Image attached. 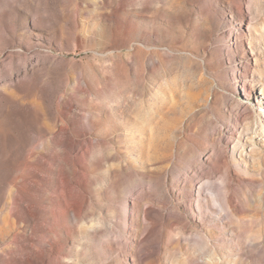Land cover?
I'll return each mask as SVG.
<instances>
[{"label": "rangeland", "instance_id": "374dc122", "mask_svg": "<svg viewBox=\"0 0 264 264\" xmlns=\"http://www.w3.org/2000/svg\"><path fill=\"white\" fill-rule=\"evenodd\" d=\"M0 264H264V0H0Z\"/></svg>", "mask_w": 264, "mask_h": 264}, {"label": "bare ground", "instance_id": "6f19581e", "mask_svg": "<svg viewBox=\"0 0 264 264\" xmlns=\"http://www.w3.org/2000/svg\"><path fill=\"white\" fill-rule=\"evenodd\" d=\"M215 195H216V196H215V200H216L217 202H219L220 206H222V203H221V201L219 200V198H218V196H217V193H216Z\"/></svg>", "mask_w": 264, "mask_h": 264}]
</instances>
